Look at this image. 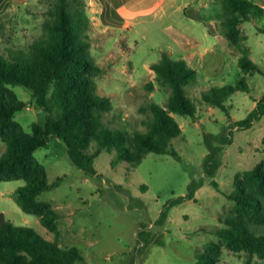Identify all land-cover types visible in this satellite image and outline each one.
I'll return each mask as SVG.
<instances>
[{
    "label": "rangeland",
    "instance_id": "1",
    "mask_svg": "<svg viewBox=\"0 0 264 264\" xmlns=\"http://www.w3.org/2000/svg\"><path fill=\"white\" fill-rule=\"evenodd\" d=\"M83 1L88 11L90 0ZM257 2L264 4V0ZM49 6V0H0V53L29 54L34 41L44 33ZM187 10L200 17L194 19L196 22L187 20L190 25L186 27L201 47L210 46L218 38L219 43L207 66L192 59L198 76L187 89L198 112L194 117L173 114L183 130L172 141L177 156L150 152L132 168L127 161L113 164L117 150L104 149L96 160L98 171L92 174L72 161L67 144L57 136L35 153L46 166L49 181H57L40 199L59 212L61 244L77 247L86 264H200L199 254H214L208 250L209 244L222 242L215 230L234 211L235 202L229 193L234 190L236 176L264 160V116L251 127L237 125L264 94V72L246 73L238 64L248 52L264 68V16L243 22L240 27L244 38L233 43L222 24L227 16L222 0H195ZM95 25L89 32L90 55L103 67L96 76L98 90L112 102L111 109L103 114L104 121L131 133L146 131V121L152 115L149 103L164 105L170 94L156 81L151 68L166 50L161 45L168 43L167 34L161 32V22L150 17L140 25L141 33L137 35H129L127 29L102 33ZM243 76L248 80V90H239L228 98V112L203 100L204 90L235 84ZM151 81L156 84L152 91L147 87ZM9 87L27 103L15 118L31 133L34 122L47 121L48 112L37 105L30 88L20 84ZM225 136L233 141L222 145L221 163L211 176L208 141L219 145L218 139ZM5 151L6 141L0 135V157ZM193 182L202 183L195 196L171 206V201L189 193ZM25 183L23 178L0 180V212L15 224L32 226L52 240L55 233L43 225L39 216L24 211L16 199V189ZM249 257L244 250L222 246L217 264H264V258L253 255L252 262H248ZM211 262L209 259L206 264Z\"/></svg>",
    "mask_w": 264,
    "mask_h": 264
},
{
    "label": "trees",
    "instance_id": "2",
    "mask_svg": "<svg viewBox=\"0 0 264 264\" xmlns=\"http://www.w3.org/2000/svg\"><path fill=\"white\" fill-rule=\"evenodd\" d=\"M48 18L44 33L32 44L29 54L18 52L12 56L0 53V135L5 138L6 151L0 157V180L25 179L26 183L15 191L19 205L27 213L40 217L48 230L55 233L48 239L36 228L17 225L0 212V264H86L85 256L77 247L63 246L59 239V212L40 195L57 185L49 181L46 166L35 155L57 136L68 147L72 161L83 170L96 174V160L104 149L117 150L113 164L127 161L130 167L139 166L150 152L178 155L172 146L181 135L182 127L173 115L196 116L198 105L189 95L187 87L198 76V71L182 57L163 50L161 59L151 68L156 81L169 89L166 104L149 103L152 112L146 121V131L131 133L123 127H112L103 118L111 109V99L101 95L96 76L103 71L90 55L92 19L83 0H49ZM226 18L222 21L226 35L233 43L243 38L240 25L257 16H264V4L257 0H222ZM186 14L193 19H199ZM209 32L210 22L205 20ZM238 64L246 72H264V68L249 54L244 53ZM23 85L33 91L37 105L48 112L45 123L34 122L33 131L26 132L15 115L27 103L17 97L10 85ZM149 82V90L155 89ZM239 90H248L246 76L235 84L214 86L202 92L204 101L228 112V98ZM264 116V94L248 115L237 121L239 127H251ZM221 144L211 147L207 164L214 176L219 167L222 145L233 141L225 136ZM215 186L218 182L213 181ZM202 183L193 182L187 195L171 201V206L186 198H193ZM229 197L235 202L234 211L223 219L224 225L215 231L222 242H211L208 250L199 254L200 264H217L222 246L234 251H246L264 258V160L237 175L234 190Z\"/></svg>",
    "mask_w": 264,
    "mask_h": 264
},
{
    "label": "crops",
    "instance_id": "3",
    "mask_svg": "<svg viewBox=\"0 0 264 264\" xmlns=\"http://www.w3.org/2000/svg\"><path fill=\"white\" fill-rule=\"evenodd\" d=\"M89 3L88 12L92 25H98H95V28L102 33H116L127 29L129 35H137L141 33L140 25L150 17L156 22H161V32L167 34L165 40L168 42L162 44L161 49L169 50L171 55L185 58L192 66V59L196 58L207 66L209 58L216 54L218 35H215L217 42L201 47L199 39L186 27L188 21H197L186 14L187 8L193 5L195 0H90ZM150 32L154 33L153 30ZM192 47L195 50H192Z\"/></svg>",
    "mask_w": 264,
    "mask_h": 264
}]
</instances>
